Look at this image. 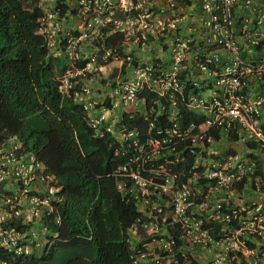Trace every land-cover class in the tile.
Instances as JSON below:
<instances>
[{"label":"built area","instance_id":"1","mask_svg":"<svg viewBox=\"0 0 264 264\" xmlns=\"http://www.w3.org/2000/svg\"><path fill=\"white\" fill-rule=\"evenodd\" d=\"M179 1L189 11L175 14V0H167L171 13L161 18L160 33H155L160 36L161 49L173 54L168 65L152 59L140 64L124 54L123 49L137 57L146 53L151 30L125 33L119 29L122 22L110 20L115 30L112 27L106 33L123 34L121 48L130 71L123 79L113 80L108 98L113 100L112 107L115 103L129 105L143 116L148 123L145 139L139 141L138 131L129 130L126 122L115 129L107 124L104 108L98 107L88 87L74 90L72 99L82 106L86 125L96 135L110 133L128 147L127 162L111 176L116 179V191L138 214L125 239L130 264H198L199 260L264 264V203L238 208L227 202L242 181L241 189L255 191L264 179L253 176L256 163L252 157L209 149L215 132L221 137L233 132L238 141L264 154V131L259 123L264 106V0ZM56 15L43 13L38 20V33L48 51L60 32L56 23L47 28V21ZM101 37L102 33L94 38L101 42ZM81 38H64L70 64L58 86L62 93L74 89L75 79L89 65L99 66L94 57L78 54ZM100 42L97 50L105 54V62L109 52ZM84 59L88 61L85 67L75 69V63ZM111 59L122 63L115 55ZM178 68L184 76L179 77ZM144 91L155 95L156 109L139 97ZM98 96L106 99L103 94ZM183 115L200 122L191 120L181 126ZM159 116L165 117L170 128L154 126ZM20 146L9 140L0 143V251L13 258L35 256L41 242L30 229L42 224L52 211L50 202L58 200L56 180L44 173L30 152H21ZM53 222L57 225L58 218ZM42 230L48 232L44 225ZM44 244L50 245V239Z\"/></svg>","mask_w":264,"mask_h":264},{"label":"trees","instance_id":"2","mask_svg":"<svg viewBox=\"0 0 264 264\" xmlns=\"http://www.w3.org/2000/svg\"><path fill=\"white\" fill-rule=\"evenodd\" d=\"M65 10L61 7L59 15ZM42 15L38 0H0V143L15 138L20 151L30 152L44 173L56 180L59 201L51 203L53 213L43 221L56 237L49 238L51 244L44 247L40 257L13 258L0 251V262L130 264L125 239L138 214L134 205L116 191V179L111 176L127 162L128 147L116 142L110 133L96 135L87 127L84 109L72 99L78 85L64 93L58 90V78L65 67L61 59L49 56L38 33ZM111 28L102 33L99 44L109 52L108 57L97 64L104 66L115 55L122 60L120 72L124 74L123 34L114 31L106 35ZM87 63L79 60L74 67L83 69ZM113 71L115 76L118 69ZM154 96L147 91L139 95L148 99L146 104ZM98 107L108 109L109 102L103 99ZM132 116L127 126L136 129L142 141L147 122L137 114ZM189 121L183 115L181 126ZM154 126L170 128L159 120ZM213 138L218 140V133ZM258 173L256 168L253 176ZM259 190L264 191V185ZM54 216L59 218L57 225L52 223Z\"/></svg>","mask_w":264,"mask_h":264},{"label":"rangeland","instance_id":"3","mask_svg":"<svg viewBox=\"0 0 264 264\" xmlns=\"http://www.w3.org/2000/svg\"><path fill=\"white\" fill-rule=\"evenodd\" d=\"M175 3L173 13L181 16L186 14V10L189 11L179 0H175ZM61 7L66 10L62 15H59ZM194 7L197 9L196 5ZM40 8L45 15L57 14L50 19V22L47 21V28L50 29V26L56 23L60 29V32L54 37L55 44L48 53L50 56L57 55L64 67L69 68L70 64L63 49L66 36H70L73 39H78L79 36H82L77 47L78 54L82 58L89 59L94 57L96 63L105 59V54L97 50V41L99 40L100 42V39L94 37L96 35L100 36L108 27H113L115 30V24L109 22L110 20H115L116 24L122 22L119 25V29H124L125 33L130 31H152V39L147 40V44H145L146 47H149L146 53L141 52V56L137 57L128 54V49H123L125 55H129L131 58L135 57L140 64H149L152 60L160 61L159 59H162L163 55L169 53L168 50L161 49L162 42H158L160 36L155 34L156 32L160 33L158 23L162 20L161 18L166 13H171L168 9L167 0H42ZM148 13H151V15L146 20L144 17ZM143 42L144 39L140 41L139 45L143 46ZM116 65L118 63L111 59L106 66V70H103V75L106 77L108 75L107 69H113ZM93 74L95 75L96 73L94 72ZM125 76L120 73L118 78L123 79ZM95 77L97 78V75ZM114 79L106 77L104 81L107 82V85L98 86L97 83L92 88L97 105L101 104L102 101V98L98 95L105 92L103 86L106 90H110L109 82ZM120 110L121 108L109 110V118L112 120L117 119L120 115ZM221 143H224V141H221ZM30 231L34 232L41 242V245L34 251V255L40 257L43 251L42 248L45 246V240L49 241L50 233L42 230V224L40 223L33 225Z\"/></svg>","mask_w":264,"mask_h":264},{"label":"crops","instance_id":"4","mask_svg":"<svg viewBox=\"0 0 264 264\" xmlns=\"http://www.w3.org/2000/svg\"><path fill=\"white\" fill-rule=\"evenodd\" d=\"M52 56L57 58V55H52ZM54 67L56 68L57 65L55 64ZM106 68H107L106 66L100 67V66L94 65L93 67H91V65H89L88 70L86 72H84L82 77H77L75 79V81L79 87L85 86V87L90 88V90H91L90 94L93 97L94 93H93L92 88L95 87L97 83H98V86H100L102 84L104 86L107 85L106 81L103 82V80H105V76L103 75V70H106ZM114 68L118 69V71H117V74H118V72H120V70H121L120 63L118 65H116ZM107 70H108L107 71L108 75L110 72H111V74L114 73V71H113L114 69H112V71H111V69H107ZM127 71L128 70L126 68L125 72H127ZM66 72H65V74H66ZM91 72H95L96 73L95 75H97V78L95 77V75L93 73L91 74ZM65 74H63V76H61V77H64ZM112 82H109V84L111 85ZM104 86H103V89L105 92L103 93V95L106 97V101H108L112 105V104H114V103H111L113 100L108 98V95L110 94V93H108L109 90H106V88ZM114 106H116V105H114ZM138 108L140 109V111H142V104L141 103L138 104ZM102 112H103L104 117L107 120L106 121L107 124L114 126L116 119L112 120L109 118V116H110L109 110H103ZM121 114H122V110H120L119 118L121 117ZM259 123H260V126L262 127V129L264 130V106H262V109H261V115H260ZM221 136H222V134L220 133V139L217 141L218 149L220 151H224L226 153L231 152V153H235L239 156L247 155L248 157H252L256 163V168L259 170V173L257 174V178L259 180H261L260 178L264 179V154L261 151L257 150L254 145H252V144H246L245 145V144L241 143L240 141H238L237 135H235L233 132H231L229 134V136H227V137H224V136L221 137ZM232 138H236V140L233 141ZM9 141H11L15 144H18V142L15 141L14 139H9ZM221 141H224V143H221ZM37 190L39 192H42L43 187L39 186L37 188ZM227 202L231 206H235L238 208L245 206V205H248L252 202L264 203V191H260L259 187L257 188V190L253 191V190H250L247 188L241 189L240 187L237 186L236 189L231 193ZM44 211H45V209H44ZM208 256L209 257H207V258H211L210 254ZM198 264H206V261L204 262L203 260H199Z\"/></svg>","mask_w":264,"mask_h":264},{"label":"clouds","instance_id":"5","mask_svg":"<svg viewBox=\"0 0 264 264\" xmlns=\"http://www.w3.org/2000/svg\"><path fill=\"white\" fill-rule=\"evenodd\" d=\"M50 56V55H49ZM52 57V56H51ZM108 57V56H107ZM53 58H55V57H53ZM160 61H163V62H166V65H168V64H170L172 61H173V54L172 53H168V54H166V55H163L162 56V59H159ZM102 61H100V63H101ZM99 65V64H98ZM104 66H107V64L106 65H104ZM121 66V65H120ZM127 68V72H125L124 74H122V76L123 75H128L129 74V68L128 67H126ZM168 68V67H167ZM114 69V68H113ZM68 70V68L67 67H65V71H64V73L63 74H65V72ZM111 71H112V69H111ZM120 73L121 72H118V74H116L115 76H112V74H111V72L109 73V75H107L106 77H108V78H110V79H116V78H118V76L120 75ZM177 73H178V75H179V77H182V76H184V74H182V69H180V68H178V70H177ZM63 74L61 75V76H63ZM181 75V76H180ZM112 76V77H111ZM106 77H105V80H106ZM63 77H60V78H58L59 79V81H61V79H62ZM114 79V80H115ZM189 80V79H188ZM103 82H104V80H103ZM113 83V82H112ZM103 85V84H102ZM77 86V85H76ZM75 86V87H76ZM109 87H111V85H109ZM90 89V88H89ZM154 95V94H153ZM103 101V100H102ZM101 101V102H102ZM153 101H155L156 102V97L154 96V98H153ZM152 101V99H151V102L149 103V104H146V106L147 105H149V106H151L153 109H156V105H155V102H153ZM108 102V101H107ZM98 105H101V104H98ZM116 106H114V107H112L111 106V104L109 103V106H110V108H108V109H105L104 108V110H111V109H113V108H121V110H122V114H121V117L119 118H117L116 119V121H115V123H114V129L115 128H117V126L118 125H121V123H125L126 125H127V122L130 120L129 119V115H132V113L133 114H136V112H134V110H133V107H131V106H129V105H125V106H122V105H120V104H115ZM125 107H127V108H125ZM120 116V115H119ZM192 116V115H191ZM194 117V116H193ZM142 118H143V116H142ZM188 118H190V117H188ZM197 118V117H196ZM144 120V119H143ZM156 120H159V121H161V123H164V122H166L165 121V117H162V116H159V117H157L156 118ZM194 121L195 123H199L200 121H199V119H193V118H190V121ZM145 121V120H144ZM147 122V121H146ZM167 123V122H166ZM148 124V123H147ZM262 128V127H261ZM263 130V129H262ZM264 131V130H263ZM236 135V134H235ZM9 139H14L15 141H17L15 138H9ZM8 139V140H9ZM220 139V135L218 136V140ZM218 140H214L213 142H212V144L210 145V147H209V149H210V151H214V152H217V153H223L224 151H220L219 149H218V145H217V141ZM7 141V140H6ZM5 142V141H4ZM18 142V141H17ZM19 143V142H18ZM227 153H229V152H227ZM259 188L261 187V186H258ZM58 191H59V187H58ZM58 191H57V193H58ZM57 193H56V197L58 198V196H57ZM59 201V198H58V200L57 201H53V202H58ZM51 203H52V201L50 202V206H51V208H52V211H51V213H53V206L51 205ZM50 213V214H51ZM49 214V215H50ZM48 215V216H49ZM47 216V217H48ZM46 217V218H47ZM57 216H54L53 217V220H52V223L54 224V219L56 218ZM45 218V219H46ZM58 218V217H57ZM44 219V220H45ZM58 223H59V218H58ZM42 225H44L43 224V222H42ZM47 228V227H46ZM48 229V228H47ZM49 232V231H48Z\"/></svg>","mask_w":264,"mask_h":264}]
</instances>
